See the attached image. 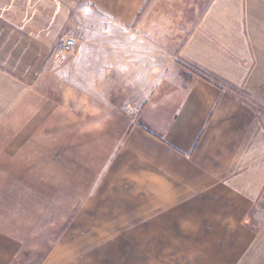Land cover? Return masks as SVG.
Returning <instances> with one entry per match:
<instances>
[{"label": "crops", "instance_id": "obj_1", "mask_svg": "<svg viewBox=\"0 0 264 264\" xmlns=\"http://www.w3.org/2000/svg\"><path fill=\"white\" fill-rule=\"evenodd\" d=\"M42 1L0 0V264L47 172L67 220L94 188L124 196L130 264H264V113L231 121L218 82L170 71L168 0ZM181 54L264 102V0H210Z\"/></svg>", "mask_w": 264, "mask_h": 264}, {"label": "rangeland", "instance_id": "obj_2", "mask_svg": "<svg viewBox=\"0 0 264 264\" xmlns=\"http://www.w3.org/2000/svg\"><path fill=\"white\" fill-rule=\"evenodd\" d=\"M9 1L10 3L28 5L31 0ZM84 1L43 0L41 4L60 6L72 2L74 5H79L85 3ZM209 1L168 0L167 36L170 71L179 70L186 78L203 75L218 82L224 91L223 103L225 102L227 116L230 114L233 116L231 121L241 118L242 112L264 113V102L259 100L256 94L243 90L240 86L224 78L213 76L188 61L181 54L183 42L187 39L192 27L198 22ZM103 26L104 28L99 31H102L104 36H113L114 25L109 22L108 17L105 18ZM68 36L74 37L77 43L81 38V36L71 33L64 34L62 39L50 46L52 47L50 52H53L55 47L65 55L76 52V47L72 52L63 50L64 40ZM144 96V93H138L135 98L128 102L125 99L121 100L118 105L125 113L127 112L125 106L129 102L139 105L143 102ZM36 175H42L44 178L40 182L32 183L26 187L25 204L22 206L25 214L23 222L25 245L14 264H130V254L122 252L124 246L131 243L130 238L113 235L114 229L128 228L129 225L128 221L116 219L118 216L124 215L123 210L119 209L123 206L120 204V198L124 196L117 195L111 189L94 188L82 205H76L78 207L76 214L67 220L64 219L66 208L64 190L57 188V204H50L49 194L52 193V188L48 184V172L36 173ZM28 176L32 177V174H28ZM68 200L73 201L70 193ZM71 206L72 204L68 208ZM12 207V205L8 206L11 211H15L16 206L14 209ZM124 208L127 212V205H124ZM83 213L84 215H82ZM88 216L89 219H87Z\"/></svg>", "mask_w": 264, "mask_h": 264}, {"label": "built area", "instance_id": "obj_3", "mask_svg": "<svg viewBox=\"0 0 264 264\" xmlns=\"http://www.w3.org/2000/svg\"><path fill=\"white\" fill-rule=\"evenodd\" d=\"M76 44H77L76 39L72 36H68L64 40L63 50L65 52H72L74 51Z\"/></svg>", "mask_w": 264, "mask_h": 264}]
</instances>
